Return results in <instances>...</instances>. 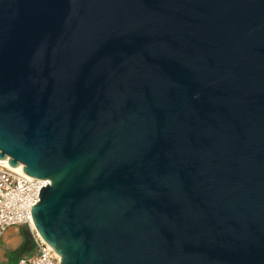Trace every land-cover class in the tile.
<instances>
[{"label":"water","instance_id":"obj_1","mask_svg":"<svg viewBox=\"0 0 264 264\" xmlns=\"http://www.w3.org/2000/svg\"><path fill=\"white\" fill-rule=\"evenodd\" d=\"M5 158L58 264H264V0H0Z\"/></svg>","mask_w":264,"mask_h":264},{"label":"built area","instance_id":"obj_2","mask_svg":"<svg viewBox=\"0 0 264 264\" xmlns=\"http://www.w3.org/2000/svg\"><path fill=\"white\" fill-rule=\"evenodd\" d=\"M48 184L46 179L32 178L0 163V237L12 226H23L29 231L33 249L11 264H58L55 251L36 232L32 205L38 201L39 189Z\"/></svg>","mask_w":264,"mask_h":264},{"label":"crops","instance_id":"obj_3","mask_svg":"<svg viewBox=\"0 0 264 264\" xmlns=\"http://www.w3.org/2000/svg\"><path fill=\"white\" fill-rule=\"evenodd\" d=\"M24 230V227L12 226L0 237V264H11L19 258L15 252L26 235Z\"/></svg>","mask_w":264,"mask_h":264},{"label":"trees","instance_id":"obj_4","mask_svg":"<svg viewBox=\"0 0 264 264\" xmlns=\"http://www.w3.org/2000/svg\"><path fill=\"white\" fill-rule=\"evenodd\" d=\"M24 231L26 232V235L24 233L22 244L15 252L17 257H20L21 255L30 254L33 249L32 240H31L29 231L26 228Z\"/></svg>","mask_w":264,"mask_h":264},{"label":"bare ground","instance_id":"obj_5","mask_svg":"<svg viewBox=\"0 0 264 264\" xmlns=\"http://www.w3.org/2000/svg\"><path fill=\"white\" fill-rule=\"evenodd\" d=\"M0 163L4 166H8V167H11L9 166L8 164V158H5L3 160H0ZM12 169L16 170V171H23V165L19 164L17 167H11Z\"/></svg>","mask_w":264,"mask_h":264},{"label":"rangeland","instance_id":"obj_6","mask_svg":"<svg viewBox=\"0 0 264 264\" xmlns=\"http://www.w3.org/2000/svg\"><path fill=\"white\" fill-rule=\"evenodd\" d=\"M18 227H23V226H18ZM23 229V228H22Z\"/></svg>","mask_w":264,"mask_h":264}]
</instances>
